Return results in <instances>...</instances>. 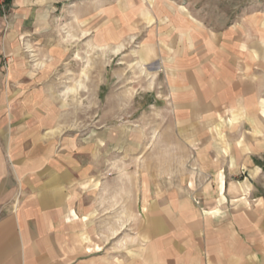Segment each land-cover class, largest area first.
<instances>
[{
    "label": "rangeland",
    "instance_id": "374dc122",
    "mask_svg": "<svg viewBox=\"0 0 264 264\" xmlns=\"http://www.w3.org/2000/svg\"><path fill=\"white\" fill-rule=\"evenodd\" d=\"M6 5L0 10V108L10 127L29 130V155L39 157V131L48 126L49 157L79 158L86 167L96 157V172L130 194L154 181L189 186L180 177L191 174L194 203L207 202L202 209L230 207L232 183L241 191L249 184L251 197L264 204V155L221 181L215 170L202 178L199 165L159 163L176 150L163 146L185 141L196 157L201 143L215 141L223 125L237 127L240 141L246 134L264 147L263 84L256 86L254 101L236 110L215 107L186 127L184 117L173 116L183 107L184 94L173 93L185 59L214 58L223 43L233 48L228 31L264 15V0H60L43 6L42 18L25 21L15 19L12 1ZM255 38L264 40V32ZM261 48L251 60L264 66ZM245 53L238 55L244 62ZM118 139L123 146H114ZM106 142L112 145L107 164ZM169 167L178 175L162 181Z\"/></svg>",
    "mask_w": 264,
    "mask_h": 264
},
{
    "label": "crops",
    "instance_id": "0c3cea01",
    "mask_svg": "<svg viewBox=\"0 0 264 264\" xmlns=\"http://www.w3.org/2000/svg\"><path fill=\"white\" fill-rule=\"evenodd\" d=\"M52 1L60 0H12L13 15L38 20ZM262 21L264 15L255 14L247 27H232L227 43L233 48L218 45L217 61L201 55L197 62L185 59L173 93L184 94L183 102L178 99L183 107L172 111L184 117V127L215 107L229 112L255 100L256 86L264 85V66L251 60L264 46L263 39L255 38L264 32ZM241 52L252 55L245 53L244 62ZM220 128L215 141L201 143L196 157L185 141L163 146L183 149L184 156L171 151L159 163L199 165L202 178L212 172L206 170H215L221 181L249 170L254 158L264 155V147L249 142L246 134L240 141L237 127ZM47 131L42 126L40 155L33 157L26 152L32 148L29 130L10 127L0 108V264H264V204L251 197L249 184L241 191L232 183L230 207L218 203L209 209L200 208L205 201L194 203L191 174L180 177L189 186L154 181L130 194L96 172V157L88 158V167L79 158L49 157ZM123 144L118 139L114 146ZM111 148L106 142L105 164L111 162ZM176 175L169 167L161 180Z\"/></svg>",
    "mask_w": 264,
    "mask_h": 264
},
{
    "label": "built area",
    "instance_id": "2783aa9c",
    "mask_svg": "<svg viewBox=\"0 0 264 264\" xmlns=\"http://www.w3.org/2000/svg\"><path fill=\"white\" fill-rule=\"evenodd\" d=\"M6 0H0V10L1 11H5L6 8H7V5H6Z\"/></svg>",
    "mask_w": 264,
    "mask_h": 264
},
{
    "label": "trees",
    "instance_id": "16d2710c",
    "mask_svg": "<svg viewBox=\"0 0 264 264\" xmlns=\"http://www.w3.org/2000/svg\"><path fill=\"white\" fill-rule=\"evenodd\" d=\"M12 0H6V3L10 4Z\"/></svg>",
    "mask_w": 264,
    "mask_h": 264
}]
</instances>
